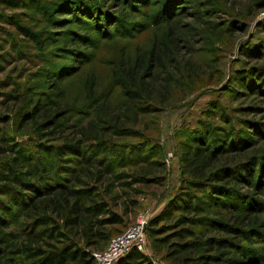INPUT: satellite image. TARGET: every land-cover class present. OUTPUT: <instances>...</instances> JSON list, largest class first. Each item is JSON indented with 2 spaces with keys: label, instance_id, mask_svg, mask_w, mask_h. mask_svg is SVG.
Here are the masks:
<instances>
[{
  "label": "rangeland",
  "instance_id": "374dc122",
  "mask_svg": "<svg viewBox=\"0 0 264 264\" xmlns=\"http://www.w3.org/2000/svg\"><path fill=\"white\" fill-rule=\"evenodd\" d=\"M21 4L15 9L0 6V15L11 17L26 32L22 35L0 21V161L7 162L6 148L11 147L30 166L44 168L31 181H52L68 176L62 173L64 166H77L68 163L72 157L63 152V160H58L53 150L65 141L80 140L73 158L99 160L115 177L107 198L116 196L110 209L121 216L122 224L110 227L112 238L143 219L139 252L150 264H179L169 255L175 242L191 243L186 249L190 258L207 256L206 264H264V179L259 190L242 182L230 183L232 191L224 194H201L185 189L190 177L181 174L178 159L194 132L211 148L224 140L244 144L241 151L221 155L212 168L264 159V0ZM151 40H163L168 48L163 47L164 55L156 48L163 65L154 64L141 80L149 96L143 112L131 103L122 106L116 67L128 66L135 54L149 49ZM140 77L138 67L133 80ZM54 108L65 113L60 128L52 134L38 131L40 112ZM80 126L89 138L79 136ZM258 165L257 175L262 176L264 166ZM123 182L128 186H120ZM86 184L94 185L91 179ZM97 187L101 194L102 187ZM179 192L198 201L171 202ZM13 198L0 196V202L11 206L8 212L0 208V214L8 225L5 231L17 233L26 223L17 214V203L10 202ZM211 200L237 209H223ZM184 204L187 210L181 211ZM238 210L247 220L236 230L232 218ZM162 213V220L151 227L155 233L148 235L149 221ZM185 216L197 219L188 227L192 235L181 239L174 234L182 226L178 219ZM107 244L90 253L103 251ZM221 253L223 261L218 262L213 257Z\"/></svg>",
  "mask_w": 264,
  "mask_h": 264
},
{
  "label": "trees",
  "instance_id": "16d2710c",
  "mask_svg": "<svg viewBox=\"0 0 264 264\" xmlns=\"http://www.w3.org/2000/svg\"><path fill=\"white\" fill-rule=\"evenodd\" d=\"M21 3L22 0H0V6L6 9L21 7ZM0 21H7L15 30L26 36L25 30L17 26L11 17L4 18L0 15ZM158 41L151 40L148 50L136 52L137 54L128 66L120 64L116 67L118 80H116L115 85L122 94V106L129 107V103H131L133 107L144 112L146 108L145 99H149V96L146 88L142 86L143 78L149 75L154 64L159 68L163 65L160 62L161 58L156 54V48L162 55L165 52L163 47L168 48V43L163 42V40ZM138 67L141 69V77L139 80H133ZM172 81V83H180L178 80ZM168 83L170 80L167 81ZM89 89L87 88V90ZM137 99L140 101L134 103ZM35 111L36 109L33 113ZM35 114L32 115L35 116ZM40 114H42L43 122L35 128L38 131H45V134H52L59 129V120L65 115L57 108L51 111L43 110ZM85 129V127L80 126L77 133L81 138L86 139L89 136ZM47 130L49 131L47 132ZM194 133H191V138L182 145L178 158L181 174L190 177L189 180L185 181V189L194 190L201 194L207 192L210 195L211 191H221L220 193L224 194L226 191H232L233 187L229 186L230 183L244 182L249 186L252 184L255 190H259L264 175L258 174L259 177L257 175L260 165L258 162L264 166V159L261 161L259 158L251 157L242 165L235 164L228 167L225 164L217 166L218 168H212L221 155L241 151L240 147L243 143L223 139L226 143L223 142V144L211 148L204 136H196L197 133ZM80 144V140L65 141L58 149L53 150L58 160H63L61 158L63 152L72 157L68 158L72 159L68 160V163L77 165L76 168L64 166L65 171L62 173H66L68 176L63 178L55 176L52 181L40 180L37 183L31 180L35 178L34 175L36 176L38 171H45L44 168L39 164L30 166L25 160H22V156L16 150L11 149V147L6 148L10 156L7 162L0 161V196L11 195L15 197L12 201L10 199V202L17 203L14 205L18 211L17 214L24 219L26 224L23 223L17 233L6 232L5 229L8 225L0 214V264H95L90 251L103 248L112 238L110 227L122 224L121 216L110 209L109 203L116 200V196L107 198L115 186V177L107 166L104 167L99 160L90 157H84L82 160L73 158L77 156L76 153L79 152ZM256 164L258 169L255 172ZM208 168L210 169L207 171ZM243 171L245 175L240 176L239 174ZM90 179L93 180V186L86 184V181ZM97 186L102 187L101 194L97 191ZM120 186H128V184L123 182ZM185 193L179 192L171 202L181 198H185L190 203L198 201L196 196L192 194L187 196ZM16 199H19L18 202ZM214 199L217 200L218 196ZM213 201L223 206V209H237L228 202L211 200V202ZM111 206H115V204H111ZM0 208L2 211H11L9 203L0 202ZM191 209L193 211L198 210L194 206ZM185 210H187L186 204L181 206V211ZM238 212V216L232 218L233 227L236 226V230L241 225H245L247 220V216L241 214L242 210H238ZM163 213L149 221L148 235L155 233L151 227L157 221L162 220ZM196 219L187 216L179 218L178 223L182 226L175 232L174 236L182 239L185 238V235H192L188 227L194 225ZM163 230L164 227H161L159 231L163 232ZM189 246L191 243L175 242L169 255H175L174 259L179 264L188 261H193V264H206L204 260L207 259V256H199L196 259L190 258V251L186 250ZM182 255H186V257H182ZM223 255L224 253H221L213 258L222 262ZM115 264H150V261L145 255L132 248Z\"/></svg>",
  "mask_w": 264,
  "mask_h": 264
},
{
  "label": "built area",
  "instance_id": "2783aa9c",
  "mask_svg": "<svg viewBox=\"0 0 264 264\" xmlns=\"http://www.w3.org/2000/svg\"><path fill=\"white\" fill-rule=\"evenodd\" d=\"M145 224L143 219H139L132 227L110 239L103 251L92 253L95 264H112L132 248L141 251L144 245Z\"/></svg>",
  "mask_w": 264,
  "mask_h": 264
}]
</instances>
